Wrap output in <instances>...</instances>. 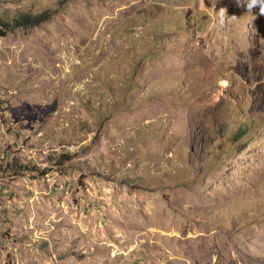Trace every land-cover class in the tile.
Instances as JSON below:
<instances>
[{
  "label": "rangeland",
  "instance_id": "rangeland-1",
  "mask_svg": "<svg viewBox=\"0 0 264 264\" xmlns=\"http://www.w3.org/2000/svg\"><path fill=\"white\" fill-rule=\"evenodd\" d=\"M44 12L0 36V264H264L258 9L0 0Z\"/></svg>",
  "mask_w": 264,
  "mask_h": 264
},
{
  "label": "trees",
  "instance_id": "trees-1",
  "mask_svg": "<svg viewBox=\"0 0 264 264\" xmlns=\"http://www.w3.org/2000/svg\"><path fill=\"white\" fill-rule=\"evenodd\" d=\"M48 18L49 12H44L38 15L21 14L20 16H18V18L11 21L0 20V36H5L9 30L15 27L30 28L38 26Z\"/></svg>",
  "mask_w": 264,
  "mask_h": 264
},
{
  "label": "clouds",
  "instance_id": "clouds-1",
  "mask_svg": "<svg viewBox=\"0 0 264 264\" xmlns=\"http://www.w3.org/2000/svg\"><path fill=\"white\" fill-rule=\"evenodd\" d=\"M237 3L240 6L246 5L249 13L253 12V10L258 9V14L260 16H264V0H237ZM225 9H221V19H223Z\"/></svg>",
  "mask_w": 264,
  "mask_h": 264
}]
</instances>
